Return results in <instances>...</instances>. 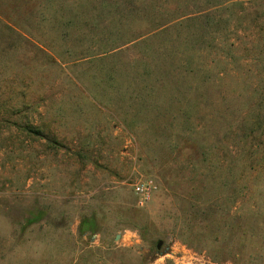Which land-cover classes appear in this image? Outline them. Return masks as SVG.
Wrapping results in <instances>:
<instances>
[{
	"label": "rangeland",
	"instance_id": "rangeland-1",
	"mask_svg": "<svg viewBox=\"0 0 264 264\" xmlns=\"http://www.w3.org/2000/svg\"><path fill=\"white\" fill-rule=\"evenodd\" d=\"M141 1L0 0V264H264V0Z\"/></svg>",
	"mask_w": 264,
	"mask_h": 264
},
{
	"label": "built area",
	"instance_id": "built-area-1",
	"mask_svg": "<svg viewBox=\"0 0 264 264\" xmlns=\"http://www.w3.org/2000/svg\"><path fill=\"white\" fill-rule=\"evenodd\" d=\"M137 196V204L145 206L153 197L157 185L153 179H140L133 184Z\"/></svg>",
	"mask_w": 264,
	"mask_h": 264
},
{
	"label": "trees",
	"instance_id": "trees-1",
	"mask_svg": "<svg viewBox=\"0 0 264 264\" xmlns=\"http://www.w3.org/2000/svg\"><path fill=\"white\" fill-rule=\"evenodd\" d=\"M51 1V0H50ZM123 2H121V3H124L125 2V0H122ZM131 1H141V0H131ZM144 2V0H142L141 1V3H143ZM59 3H60V1H59ZM65 3V1H62L61 2V5H63ZM75 2H70V4H68V5H70L72 8L73 7H75L76 5L74 4ZM119 2H116V4H112V5H110V7H113V6H117V9H120L119 11H125L126 9H127V6H125L124 4H118ZM80 6V5H79ZM78 6V7H79ZM105 7H108V5L106 4L105 5ZM144 7V6H143ZM142 7V8H143ZM79 15V16H78ZM78 15H74L73 17H70V21H69V23H71V24H76V22H77V20L78 19H84V18H86V15L84 14H82V15H80L79 13H78ZM117 15H119V17H121V18H124V17H127L126 15H124V14H121V13H117ZM81 16H85V17H81ZM129 16V15H128ZM132 16V15H131ZM89 227H93V226H89Z\"/></svg>",
	"mask_w": 264,
	"mask_h": 264
},
{
	"label": "water",
	"instance_id": "water-1",
	"mask_svg": "<svg viewBox=\"0 0 264 264\" xmlns=\"http://www.w3.org/2000/svg\"><path fill=\"white\" fill-rule=\"evenodd\" d=\"M161 245V242H160V244H159V246Z\"/></svg>",
	"mask_w": 264,
	"mask_h": 264
}]
</instances>
